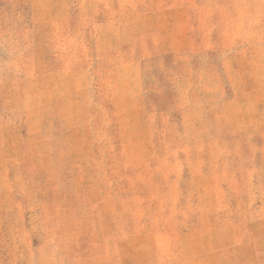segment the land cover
Returning a JSON list of instances; mask_svg holds the SVG:
<instances>
[{"label":"rangeland","instance_id":"374dc122","mask_svg":"<svg viewBox=\"0 0 264 264\" xmlns=\"http://www.w3.org/2000/svg\"><path fill=\"white\" fill-rule=\"evenodd\" d=\"M0 264H264V0H0Z\"/></svg>","mask_w":264,"mask_h":264},{"label":"bare ground","instance_id":"6f19581e","mask_svg":"<svg viewBox=\"0 0 264 264\" xmlns=\"http://www.w3.org/2000/svg\"><path fill=\"white\" fill-rule=\"evenodd\" d=\"M129 4V3H128ZM126 5V4H125Z\"/></svg>","mask_w":264,"mask_h":264}]
</instances>
